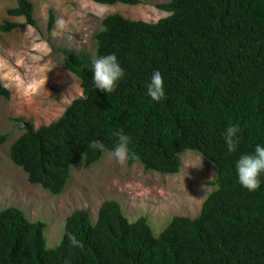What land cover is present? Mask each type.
Returning a JSON list of instances; mask_svg holds the SVG:
<instances>
[{"label":"trees","instance_id":"1","mask_svg":"<svg viewBox=\"0 0 264 264\" xmlns=\"http://www.w3.org/2000/svg\"><path fill=\"white\" fill-rule=\"evenodd\" d=\"M101 5H136L139 0H91ZM1 32L35 27L33 4L15 0ZM172 13L154 23L118 13L105 16L94 34L95 56L115 53L125 70L113 93L95 89L91 60L82 51L58 48L64 67L77 77L82 95L55 121L34 128L22 124L10 144V161L30 184L62 193L70 167H84L110 152L120 129L145 171L176 174L178 155L199 153L216 167L215 188L195 218L174 216L157 236L146 217L129 222L115 200L103 201L94 222L86 209L65 219L63 236L45 246L42 221H30L9 206L0 210V264H264V180L250 192L237 182L234 161L264 144V0H169L156 5ZM55 23L49 11L47 31ZM163 77L166 99L145 95L153 70ZM9 91L0 81V98ZM241 126L236 153L228 154L221 133ZM7 134L0 133V145ZM99 139L106 151L88 148ZM82 242L73 247L68 235Z\"/></svg>","mask_w":264,"mask_h":264},{"label":"rangeland","instance_id":"2","mask_svg":"<svg viewBox=\"0 0 264 264\" xmlns=\"http://www.w3.org/2000/svg\"><path fill=\"white\" fill-rule=\"evenodd\" d=\"M29 1L35 27L0 31V81L9 91L8 98H0V133L7 134L0 145V210L15 206L28 220L44 222L48 249L60 242L65 219L72 211L86 209L94 222L105 200L117 201L129 222L146 217L154 236L174 216L197 217L202 202L215 188L216 167L195 151L178 155L180 169L172 175L145 171L138 161L119 164L106 152L88 167L82 162L71 166L59 195L30 184L26 173L10 161L9 146L22 132V124L13 119L29 121L34 128L47 125L82 95L79 80L64 67L57 49L73 48L94 58L93 36L105 16L118 13L127 19L154 23L168 14L156 5L169 0H139L136 5H101L91 0ZM15 6V0H0V25L3 20L25 22L24 17L7 15V10ZM49 11L55 23L48 32ZM57 19L64 20L62 29L56 27Z\"/></svg>","mask_w":264,"mask_h":264},{"label":"clouds","instance_id":"3","mask_svg":"<svg viewBox=\"0 0 264 264\" xmlns=\"http://www.w3.org/2000/svg\"><path fill=\"white\" fill-rule=\"evenodd\" d=\"M171 14L168 13L167 15ZM64 25L65 22L63 19H57L56 27L58 29H62ZM91 71L95 89L101 90L106 94L115 92L118 82L125 75V70L119 63L115 53L94 57L91 60ZM145 95L155 102L166 99L163 77L158 69L153 70L145 84ZM240 132L241 126L239 123H230L221 133L228 154L237 152L241 139ZM112 135L116 140L110 151L111 158L119 164H124L128 159H134L135 154L129 147L131 137L120 129L113 130ZM87 146L92 150L106 151L105 145L99 139L89 141ZM189 167L195 168L199 166L189 165ZM234 170L237 182L242 188L250 192L258 190L262 180H264V144L256 143L252 151L241 153L234 161ZM68 239L70 245L73 247L83 246L82 242L75 235L69 234ZM64 264H70V262L65 260Z\"/></svg>","mask_w":264,"mask_h":264}]
</instances>
